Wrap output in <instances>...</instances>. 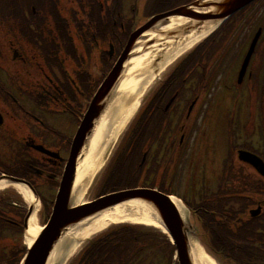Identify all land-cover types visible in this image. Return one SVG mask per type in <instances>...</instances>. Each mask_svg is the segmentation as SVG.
Wrapping results in <instances>:
<instances>
[{
  "label": "flooded vegetation",
  "instance_id": "flooded-vegetation-1",
  "mask_svg": "<svg viewBox=\"0 0 264 264\" xmlns=\"http://www.w3.org/2000/svg\"><path fill=\"white\" fill-rule=\"evenodd\" d=\"M77 14L78 22H82L80 13ZM69 25L70 27H75L71 17ZM235 27H240L242 30L240 29L234 33ZM223 31L222 35L218 38L220 41H212L210 44H243L239 51L240 53L242 50L243 53L246 51L245 56L255 36L259 35L258 45L255 49L254 55L243 72L244 61L246 58L243 53L240 54L239 58L237 55L232 62L226 65L224 62H221V59L219 58L213 62L210 59L212 58V49L209 50V59L205 60L201 66V72L203 73L202 89L196 87L195 90L192 89L190 91L183 87L184 85L186 86L192 83L191 80L184 78V73L187 70L186 65L176 66L177 71L173 85L176 90L175 93H177L175 96L177 105L172 113L173 115L170 122L165 125V128L168 125V131H171L172 144L169 143L167 146L163 147V142H160L153 155H151L150 152H144L140 164L143 168L144 164L148 162V165H150L152 170L149 171L151 176L162 175L161 177H169V172L173 174L179 172L178 166H182L183 164H181L176 158L177 155L174 157V133L177 126L182 123V113H185L186 110L192 108V114L187 116V119H189L187 124L188 129L185 136H182L183 138H181V155L188 160V156H190L189 152L191 151V138L188 139V133L192 124L194 126L195 124H201L200 122L204 120L206 121L208 118L212 117L210 110L196 123L195 112L197 109V113L202 111L198 108V102L200 99L196 100L198 98L196 96L199 94V90H201V92L209 93L211 91L214 92L218 88H224V90L230 93L233 97L232 104L227 106L228 109L232 108L235 111H238L239 109V111L255 113L256 119L258 107L254 103L259 102V97L264 101V0L256 2L243 19L241 18L233 21L226 26ZM232 34L233 37H231ZM227 37L231 38L227 40ZM52 62L53 63L35 62L34 58H26L18 52L15 53V57L12 58L11 63L8 58L0 59V89H2L3 81L14 79L15 83L12 84H14L17 92V98L14 99V102L20 106V110L18 108L13 109L14 113L11 114L10 121L6 123V120H3L1 123L0 138L3 135H6L7 139L9 138V141L15 146L16 150L14 159L18 161V163L15 164L16 175L19 174L26 179L30 178L34 173V170H36L38 177L47 180V183L51 185V190H54V186L58 183L59 177L64 171L72 140L81 119L84 102L82 96L84 94L87 95V93L83 91L79 93L75 92V97H70L69 99L66 97L67 94L62 92L56 85L54 86V91L56 93L53 94L50 87V81L49 84H47V72L53 71V74L56 76H65L69 74V69L65 68V62L62 63L64 66L55 63V61ZM3 64H5V67ZM8 69L11 70L10 74L7 72ZM72 70L73 73L77 75L81 70L79 64H73ZM95 73L98 76L97 70ZM81 74H83V70ZM96 80L97 77L95 79L92 77L91 83H95ZM195 80L196 83H198L197 79ZM57 92H59L62 98L57 96ZM35 93L40 97L38 101L39 103L35 102ZM52 100L56 105L55 107L61 109H59V113L53 117L55 122L50 121V118L45 112V108L49 107L48 104ZM208 106L210 107L211 104ZM194 107L197 108L193 109ZM217 107L220 108L221 105H218ZM35 108L40 110L38 113L41 116L34 115ZM3 110V102L2 99H0V113L3 118H6ZM204 111L205 109L203 107L202 113ZM66 115H69V117H65ZM49 116H52L51 113ZM50 122L55 125H51L53 127L52 131L45 127L46 125L50 126ZM251 122L252 121L249 123ZM202 136L206 139L207 132H203ZM168 141L170 142V140ZM247 144H250L248 143V138L245 139L244 146L248 147ZM36 146L43 147L50 152V154H43V152L38 151L35 148ZM169 152V160H171L172 157H174L175 160L168 166L166 161H168L167 156ZM148 155H150V159H148ZM191 158H193V155H191ZM37 164L40 165L41 168L36 167ZM244 166L252 170V167L249 165L244 164ZM36 180L39 182L38 178ZM9 223H11V226L7 227L5 232H0V238L2 239L3 237L5 238L4 240H6V244L0 245V264H16L17 261L16 252L7 243H9L10 240L11 245H14V237L17 236L18 224L13 221Z\"/></svg>",
  "mask_w": 264,
  "mask_h": 264
},
{
  "label": "bare ground",
  "instance_id": "bare-ground-1",
  "mask_svg": "<svg viewBox=\"0 0 264 264\" xmlns=\"http://www.w3.org/2000/svg\"><path fill=\"white\" fill-rule=\"evenodd\" d=\"M188 20L186 17H179L172 22V25L164 27L163 30H167L178 23L186 24ZM207 31V27H204L180 43L173 44L170 41L167 44L155 47L158 48L156 52L143 54V57H132L128 61L125 75L117 86L115 99L113 102H110L109 108L103 117L97 121L93 135L89 138L83 156L78 161L76 180L72 193L74 206H80L84 203L93 180L106 161L104 160L105 157L122 135L131 117L136 113L141 103L142 94L158 78L161 71L176 57L193 46L198 40L202 39V36ZM139 44L143 45L142 43ZM163 46L164 48H162ZM142 50L143 47H136V49L134 48L133 54ZM163 52H165L164 58L158 63L156 59ZM6 190H15L26 202L30 204L35 203L32 193L21 185L1 181L0 192ZM173 202L178 208L183 220L187 221L188 210L186 207L176 198H173ZM36 209L29 222L28 236L26 239L28 246L33 245L35 238L42 231L38 225ZM123 224L140 225L156 228L163 232L166 231L149 204L138 200L125 202L109 208L94 217L88 218L64 232L51 252L47 264H64L74 255L81 244L89 241L112 226ZM196 242L197 240L194 238L190 242L193 263L217 264L210 257H207V254Z\"/></svg>",
  "mask_w": 264,
  "mask_h": 264
},
{
  "label": "rangeland",
  "instance_id": "rangeland-1",
  "mask_svg": "<svg viewBox=\"0 0 264 264\" xmlns=\"http://www.w3.org/2000/svg\"><path fill=\"white\" fill-rule=\"evenodd\" d=\"M151 0H145L144 4H143V9L145 12H147V5L150 3ZM188 0H173L172 1V5L171 7H177L180 4H184L187 3ZM195 1V0H193ZM32 2V0H27L25 6L29 5ZM65 2H68V4L70 3V0H65ZM133 3V0H129L125 2V8L127 9L126 12H128V7L129 5H131ZM13 7L11 6V1L10 0H0V44H6L5 41H3V35L2 33L4 32H8V31H17V29H19L20 31L23 29L22 26V21L19 17V15H17L18 13L16 12L15 8L12 10V15L10 13V10ZM15 25V28L13 29ZM7 27V28H5ZM75 28H73L72 32H74ZM45 35L47 37V31H45ZM3 42V43H2ZM48 44H56L54 41L49 40L48 39ZM239 44H227V46H229L228 48H231L232 50L235 51L234 54V58H236V56L238 55V50H236L235 48L238 46ZM0 53L4 56H10V51L5 50V49H1ZM230 53L228 54V56L226 57V61L228 63L232 62L234 60V58L230 57ZM43 60V58L40 57V61ZM198 83H196V81L194 83H191L190 85H184L183 87H185V89H187L188 91L192 90V89H196ZM152 86V85H151ZM149 90V89H148ZM225 91V90H224ZM226 92V91H225ZM199 93V91H198ZM152 94V93H149ZM223 94V88H218L216 89L211 95H210V100L209 103H207L206 106L217 102V100L221 97V95ZM177 95V93H174V96L172 97V100L175 99V96ZM144 104V100L142 102L141 99V103L136 111V113H134V115L131 117L127 127L123 130V133L121 135V137L119 138L116 147H115V151L113 152V154L117 151L118 149V145H120L122 142H124L126 139V134L127 131L130 129L131 124L133 123V120L135 119V117L137 116L139 110H141V106ZM223 104L225 105V101L223 102ZM222 111L223 110V106L218 108L217 105L214 104L213 109L211 107H207L205 109L204 112H208V111ZM36 113L38 112L37 110L35 111ZM219 113V112H218ZM233 111H231L232 115ZM228 114L227 110L225 115ZM218 116V115H217ZM243 115H240L237 117L236 120H234L232 118V120L230 122H223L218 118V123L217 121L214 119V117L208 118L206 121H202L200 122L201 124H195V126L192 124V127L188 133V139L191 138V151H193L195 153L194 155V159H193V165L192 169L189 173H184L179 176V178H176L175 181H173V184L175 185L174 188L172 189L178 197L184 199L186 202H188L187 200H189L190 202L188 203H192L193 200H190L192 197L195 198L194 203L196 205H199V202L201 201V198L199 197L198 199V194H201V190L209 188L212 190H218V188H225L230 187V188H235V182L242 179V178H246L248 180V177L245 173L239 171L236 168L237 161L236 160H232L231 162L230 159H233V155H231L230 153V149L232 147V145L234 144V142L231 139V133L230 130L228 129V127L230 125H234V124H242L243 123ZM259 116V125L261 128V132L260 134V140L258 142L255 141H249L251 146L250 150L254 153H263L264 154V148H263V143H264V113L262 111H259L258 113ZM155 121H159V113H157L154 117ZM169 119V112L164 116V118L162 119V121H166V123H168L167 121ZM154 122H151L150 125H153ZM159 125V123H158ZM203 132H207V138H203L202 133ZM125 136V137H124ZM124 137L123 141L121 142L122 138ZM241 142H244V140H242ZM0 143L1 144H5L7 143V136L3 135L0 138ZM112 154V155H113ZM0 158L3 159L4 162L8 163V160H10V157L7 155V153L4 151V147H0ZM183 156L181 158V160L183 161ZM235 159V158H234ZM264 159V158H263ZM109 160V159H108ZM108 160L106 162V164L108 163ZM124 160V158H123ZM233 163V164H232ZM183 164V163H182ZM108 165H105L102 173L105 172L106 168ZM229 166H233V170L228 173V172H224L223 169H225L226 167ZM2 170V165L0 164V171ZM123 173H125L124 171H122ZM101 173V174H102ZM101 174L95 178V180L92 182L91 187L87 193L86 199L85 201L90 200V198L92 197L94 191L96 190V188L98 187V183L100 181V176ZM253 174V173H252ZM257 176V175H256ZM121 179V178H120ZM257 179V178H256ZM255 180V177H254ZM249 181V180H248ZM173 192V193H174ZM207 193H205L204 195H206ZM4 198H6V202L8 204V202L11 201V199H13L10 204L13 203V201L15 200V202H19V205L21 206L19 210H28L29 209V205L26 201H24V199L16 192L13 190H10V192L5 193ZM4 198L3 203H4ZM187 198V200L185 199ZM9 207H11L8 204ZM229 206V205H228ZM12 208H14L12 206ZM40 209H38V214H37V220L40 223ZM191 216V215H189ZM41 224H39V226L41 227ZM123 226H127V225H123ZM117 227V226H113ZM112 229V228H111ZM155 230V229H153ZM26 237V236H25ZM96 237L92 238L95 239ZM208 240L204 237L201 240V245L197 243V245L201 246V249H203V251L205 253H207V257L209 256H213L212 252L207 248V242ZM88 242H84L83 244L80 245L79 249L74 253V255H72L64 264H71L73 263V261L76 259V257L80 254V252L82 251V249L85 247V245H87ZM158 257L154 254L152 256H150L147 259V262L145 264H164V260H162V263L157 259ZM219 261V264H228V262H224L223 259H221L220 257H217V262Z\"/></svg>",
  "mask_w": 264,
  "mask_h": 264
},
{
  "label": "water",
  "instance_id": "water-1",
  "mask_svg": "<svg viewBox=\"0 0 264 264\" xmlns=\"http://www.w3.org/2000/svg\"><path fill=\"white\" fill-rule=\"evenodd\" d=\"M253 1L254 0L201 1L197 2L195 5L202 7V12H206L207 14H198L190 8H182L178 11L163 15L157 20L163 21L171 16L184 14L193 18H197L201 21L200 24L202 27H204L209 24V21L216 22L227 19L229 16L233 15L235 12L241 10ZM139 35L140 33L132 37L130 44L124 51L119 62L93 100L88 114L80 128L75 147L73 148V156L71 157L70 163L68 165V171L58 196L52 219L48 227L39 236L35 245L30 250L25 264H46L55 244L58 242L68 227L74 226L79 222L89 217L95 216L109 208H113L119 204L136 199L144 201L152 207L160 219V222L171 235L177 247L180 264H192L188 245V234L190 233V229L185 226L171 198L166 195L150 190H132L101 198L92 204L79 208L73 209L69 207L70 192L76 167V153L82 146L81 142L84 141L83 139H85L89 133L91 134L95 122L104 112L107 101L111 99V93L120 81L124 67L130 58V52L134 45L131 43H133ZM245 160L254 166L260 173L263 172L264 167L260 160L249 156H246Z\"/></svg>",
  "mask_w": 264,
  "mask_h": 264
},
{
  "label": "trees",
  "instance_id": "trees-1",
  "mask_svg": "<svg viewBox=\"0 0 264 264\" xmlns=\"http://www.w3.org/2000/svg\"><path fill=\"white\" fill-rule=\"evenodd\" d=\"M227 226L222 224L223 229L213 231V238L225 251V257L238 264H264V245L257 247L252 231L238 234L231 241ZM154 247L171 263L175 247L165 236L141 228H115L96 238L72 264H143L144 254Z\"/></svg>",
  "mask_w": 264,
  "mask_h": 264
}]
</instances>
